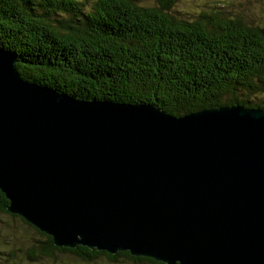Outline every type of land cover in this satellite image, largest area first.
<instances>
[{
  "label": "water",
  "instance_id": "1",
  "mask_svg": "<svg viewBox=\"0 0 264 264\" xmlns=\"http://www.w3.org/2000/svg\"><path fill=\"white\" fill-rule=\"evenodd\" d=\"M0 48V191L60 248L264 264V110L176 117L25 82Z\"/></svg>",
  "mask_w": 264,
  "mask_h": 264
},
{
  "label": "trees",
  "instance_id": "2",
  "mask_svg": "<svg viewBox=\"0 0 264 264\" xmlns=\"http://www.w3.org/2000/svg\"><path fill=\"white\" fill-rule=\"evenodd\" d=\"M154 1L0 0V48L25 82L78 101L152 105L176 117L264 110V25L223 11L180 17V0ZM9 204L0 191V264H164L57 247Z\"/></svg>",
  "mask_w": 264,
  "mask_h": 264
},
{
  "label": "rangeland",
  "instance_id": "3",
  "mask_svg": "<svg viewBox=\"0 0 264 264\" xmlns=\"http://www.w3.org/2000/svg\"><path fill=\"white\" fill-rule=\"evenodd\" d=\"M137 1L141 6L155 5L154 0ZM176 9L181 12L180 17H195L198 13L212 15L223 11L230 18H243L249 25H264V0H180Z\"/></svg>",
  "mask_w": 264,
  "mask_h": 264
}]
</instances>
